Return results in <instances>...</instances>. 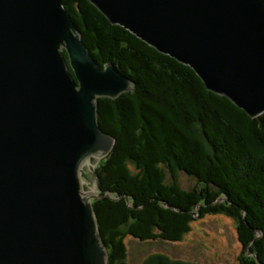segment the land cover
I'll list each match as a JSON object with an SVG mask.
<instances>
[{"label":"water","instance_id":"water-1","mask_svg":"<svg viewBox=\"0 0 264 264\" xmlns=\"http://www.w3.org/2000/svg\"><path fill=\"white\" fill-rule=\"evenodd\" d=\"M88 1L208 91L264 113V0ZM132 89L99 67L61 0H0V264H107L99 197L79 177L114 142L97 98Z\"/></svg>","mask_w":264,"mask_h":264},{"label":"trees","instance_id":"trees-1","mask_svg":"<svg viewBox=\"0 0 264 264\" xmlns=\"http://www.w3.org/2000/svg\"><path fill=\"white\" fill-rule=\"evenodd\" d=\"M61 1L93 59L133 84L97 100L99 126L114 140L94 169L100 197L92 200L107 264H129L128 237L177 242L195 215L218 213L236 223L238 264H264V113L252 118L208 91L189 66L111 24L88 0ZM181 173L191 189L179 186ZM148 262L180 264L163 255Z\"/></svg>","mask_w":264,"mask_h":264},{"label":"rangeland","instance_id":"rangeland-1","mask_svg":"<svg viewBox=\"0 0 264 264\" xmlns=\"http://www.w3.org/2000/svg\"><path fill=\"white\" fill-rule=\"evenodd\" d=\"M99 67L102 66L99 65ZM104 157L99 153L94 156L92 162L86 161L82 164L84 168L82 172L86 177L79 178L85 188V193L98 196L97 180L93 170ZM152 178L155 181V177L152 176ZM165 180L167 182L172 180L168 172L165 174ZM178 180L182 189L189 190L193 187V181L182 173L178 174ZM195 216L190 230L177 242L159 239L142 242L130 237L126 238L124 243L128 253L127 262L129 264H149L152 263L148 262L151 258L163 255L171 261H180V264L181 262L182 264H238L243 250L238 241L234 219L224 213L205 215L201 218Z\"/></svg>","mask_w":264,"mask_h":264},{"label":"bare ground","instance_id":"bare-ground-1","mask_svg":"<svg viewBox=\"0 0 264 264\" xmlns=\"http://www.w3.org/2000/svg\"><path fill=\"white\" fill-rule=\"evenodd\" d=\"M85 194H88V193H85ZM89 195H91V194H89Z\"/></svg>","mask_w":264,"mask_h":264}]
</instances>
